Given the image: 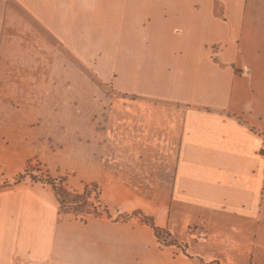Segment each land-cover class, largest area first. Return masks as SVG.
I'll return each instance as SVG.
<instances>
[{
  "label": "crops",
  "instance_id": "0c3cea01",
  "mask_svg": "<svg viewBox=\"0 0 264 264\" xmlns=\"http://www.w3.org/2000/svg\"><path fill=\"white\" fill-rule=\"evenodd\" d=\"M82 5L119 56L82 59ZM50 158L110 217L9 182L0 264H264V0H0V177Z\"/></svg>",
  "mask_w": 264,
  "mask_h": 264
},
{
  "label": "rangeland",
  "instance_id": "374dc122",
  "mask_svg": "<svg viewBox=\"0 0 264 264\" xmlns=\"http://www.w3.org/2000/svg\"><path fill=\"white\" fill-rule=\"evenodd\" d=\"M82 5V16H81V54L82 59L88 61L89 55L91 54L93 57H97L98 59L104 57H109L110 59L117 57L120 55V48L117 47V41L119 37V28H113V31L110 33L108 29H106L105 23L108 22L107 19L103 18L102 16L95 17L93 14H90L85 11ZM113 16V15H112ZM114 25V21H113ZM86 30V32H85ZM112 36V37H111ZM89 40L91 45L93 46L94 50L91 52L88 49ZM109 48H112L109 49ZM105 64V63H104ZM110 65V61H109ZM82 74L91 75L90 69L87 68L83 63L81 65ZM103 67L102 65H100ZM100 70V69H99ZM101 72V71H100ZM91 78V77H90ZM83 81V80H82ZM93 82V80H92ZM11 149V148H10ZM12 151V149H11ZM2 152L8 153V148H2ZM0 175H3L4 171L10 168L14 170L15 167H8L7 163L2 162L0 163ZM20 165V164H19ZM61 166L57 164L54 160L50 159H34L26 163V166L20 171L18 174H15L10 180L4 179V177H0V186H5L6 184H17L20 182L27 181L29 183H35L47 186L51 189L50 185L46 182L49 180H53L54 182L58 183L62 180V184L71 191H77L79 193L82 192L84 186L77 177H74L73 170H72V162L68 161ZM90 187L91 195L89 197V203L91 204L90 212H93L92 209L96 211L98 214L97 217L106 218L103 213V208L98 204L96 200V194L98 193V188L94 184H88ZM1 188V187H0ZM71 200V199H70ZM58 207V206H57ZM74 208L78 207V205H74ZM72 212V211H71ZM117 212V211H116ZM60 216L69 217L71 219L84 221L85 219L93 216L85 215L86 213H80L75 216L71 213L64 214L58 210ZM95 218V217H93ZM124 218V217H122Z\"/></svg>",
  "mask_w": 264,
  "mask_h": 264
},
{
  "label": "trees",
  "instance_id": "16d2710c",
  "mask_svg": "<svg viewBox=\"0 0 264 264\" xmlns=\"http://www.w3.org/2000/svg\"><path fill=\"white\" fill-rule=\"evenodd\" d=\"M62 182L63 181L60 180L58 183H56L51 179L49 180V182H46L51 187L53 195L56 199L58 210L61 213H64V214L71 213V214L76 216L78 214L77 212H80V213L83 212V213H86L85 215H88V216H93V217L98 216V214L96 213V211L94 209H92V210L95 213L90 212L89 206H91V204L88 201H89V197L91 195V190H90V187H88V185H85L82 192L79 193L77 191L68 190L62 184ZM96 200L98 201V204L103 208V213H104L105 217L109 218L110 217L109 212L106 209V207H104L102 205V203L99 201L98 193L96 194ZM74 205H78V207L74 208L73 207ZM134 215L136 216V214H134ZM145 220H144L145 222H148L150 224L149 220H147V219H145ZM153 230H154V234L158 237V239H160L161 243H167L168 245L171 244L170 241H167L165 238L164 239L161 238L162 235L160 233V230H158L156 228H154Z\"/></svg>",
  "mask_w": 264,
  "mask_h": 264
}]
</instances>
